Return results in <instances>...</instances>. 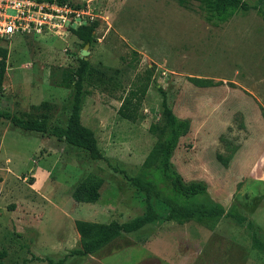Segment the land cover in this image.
I'll return each instance as SVG.
<instances>
[{"label":"rangeland","instance_id":"374dc122","mask_svg":"<svg viewBox=\"0 0 264 264\" xmlns=\"http://www.w3.org/2000/svg\"><path fill=\"white\" fill-rule=\"evenodd\" d=\"M244 1L247 11L216 23L196 0L191 11L171 0H68L58 28L0 41L7 50L0 110L62 128L73 95L65 78L87 52L96 72L94 85L83 87L79 120L102 155L92 161L0 120V264H264L250 239L254 232L264 240V3ZM91 21L93 41L83 49L69 29ZM146 69L142 119L131 123L116 110ZM157 88L186 122L172 166L186 182H206L209 197L245 221L221 218L207 228L161 219L93 255H70L79 249L74 221L124 223L144 212V195L127 177L147 180L141 165L156 142L149 129L161 122ZM88 175L101 180L98 199L75 203L71 192ZM160 201L152 206L164 217Z\"/></svg>","mask_w":264,"mask_h":264},{"label":"trees","instance_id":"16d2710c","mask_svg":"<svg viewBox=\"0 0 264 264\" xmlns=\"http://www.w3.org/2000/svg\"><path fill=\"white\" fill-rule=\"evenodd\" d=\"M35 1L38 3H55L58 6L69 4L68 0ZM171 1L184 10H192L190 0ZM196 1L198 9L209 22L224 23L235 13L245 12L249 9L247 2L244 0ZM256 1L264 3V0ZM74 8H77V6H74ZM96 26V21H91L88 24H81L73 29L70 28L69 32L80 40L82 45H90L93 41L92 33ZM6 57L7 50L0 47V90L5 73ZM95 72L85 60L79 59L77 68L65 78L68 83L72 82L73 95L71 111L64 128L47 125L46 118L43 116L24 118L22 115L11 114L3 110H0V120L25 132L48 134L67 145L86 152L88 158L92 161L101 160L102 155L96 146L92 132L83 127L79 120L83 87L84 85H94L93 73ZM98 74L99 78L103 76L101 73ZM150 74L151 71L146 69L143 75L136 77V83L131 85L125 96L120 100V105L116 110L119 117L131 123L142 119L139 109L150 81ZM157 91L160 95L161 122L159 126L149 129V132L155 136L156 142L141 165L142 173L147 177V180L142 182L136 177H127L130 185L140 190L144 195V212L124 223L100 224L81 220L74 221V229L79 235V249L74 250L70 255L79 257L93 255L121 235L136 232L145 225L161 219L177 224L191 221L207 228L215 226L221 218L230 217L239 224L245 221L244 217L234 211L233 207L226 210L224 206L213 201L209 197L206 182L203 180L186 182L176 172L171 164V159L174 154L179 153L178 141L185 132L186 122L172 113L163 90L157 88ZM114 171L125 176L121 170L114 169ZM100 186L101 180L99 178L88 175L74 187L71 198L75 203L93 204L98 199ZM161 194H164V197ZM155 198L161 200L160 202L167 208L164 217L158 215L152 206V200ZM246 226L252 229L250 222H247ZM250 239L252 248L264 254V240H259L254 232L251 233ZM55 264H62V260Z\"/></svg>","mask_w":264,"mask_h":264},{"label":"built area","instance_id":"2783aa9c","mask_svg":"<svg viewBox=\"0 0 264 264\" xmlns=\"http://www.w3.org/2000/svg\"><path fill=\"white\" fill-rule=\"evenodd\" d=\"M65 7V6H63ZM62 8L35 0H0V41L12 36L40 34L56 29L64 21Z\"/></svg>","mask_w":264,"mask_h":264},{"label":"water","instance_id":"95a60500","mask_svg":"<svg viewBox=\"0 0 264 264\" xmlns=\"http://www.w3.org/2000/svg\"><path fill=\"white\" fill-rule=\"evenodd\" d=\"M88 46H89L88 44H84V45H83V49H84V48H87ZM86 54H87V52L84 51V50H82V51L80 52V55H81V59H82V60H86Z\"/></svg>","mask_w":264,"mask_h":264},{"label":"crops","instance_id":"0c3cea01","mask_svg":"<svg viewBox=\"0 0 264 264\" xmlns=\"http://www.w3.org/2000/svg\"><path fill=\"white\" fill-rule=\"evenodd\" d=\"M219 204H221V205H223V203L222 202H218Z\"/></svg>","mask_w":264,"mask_h":264}]
</instances>
